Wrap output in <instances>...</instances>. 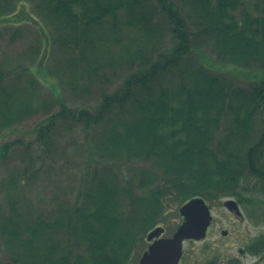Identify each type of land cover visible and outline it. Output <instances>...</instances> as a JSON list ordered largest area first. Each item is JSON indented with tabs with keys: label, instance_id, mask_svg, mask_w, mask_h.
I'll list each match as a JSON object with an SVG mask.
<instances>
[{
	"label": "trees",
	"instance_id": "16d2710c",
	"mask_svg": "<svg viewBox=\"0 0 264 264\" xmlns=\"http://www.w3.org/2000/svg\"><path fill=\"white\" fill-rule=\"evenodd\" d=\"M0 20L46 25L32 60L53 58L59 93L34 105L40 78L14 94L0 70V130L58 102L35 127L45 153L63 122L98 134L88 145L93 171L57 207L29 194L33 165L0 180V264H129L167 203L233 196L264 205V79L240 85L202 49L223 64L264 68V0H0ZM117 66L115 86L107 75ZM63 89H100V99L72 107ZM18 144L3 142L0 159Z\"/></svg>",
	"mask_w": 264,
	"mask_h": 264
},
{
	"label": "rangeland",
	"instance_id": "374dc122",
	"mask_svg": "<svg viewBox=\"0 0 264 264\" xmlns=\"http://www.w3.org/2000/svg\"><path fill=\"white\" fill-rule=\"evenodd\" d=\"M251 1L252 3H257L259 0ZM36 17L39 18L37 15ZM40 24V21L39 24L35 25L28 20L22 23L0 20V70L6 73L7 76L6 80L2 83V87L4 90H9L14 94L19 89L22 91L23 87L28 88L30 91L31 86L28 80L33 75H37L47 87L43 85L39 91L38 89L36 90L38 93L31 95L34 105L54 101L59 96L54 87L56 81L55 74L52 75L50 73L49 75L47 71V69L49 70L51 66L55 65L53 58L49 59L45 56L43 59L39 57L36 62L32 60V49L35 43L40 41L38 39L40 37L37 34L40 27L45 32H49L44 23ZM202 49L205 50V61L209 66L236 78L240 85L249 86L251 83L253 84L264 79L263 67L258 65L238 67L231 64H223L219 62L216 55L210 49L205 46ZM39 61H41V64H39ZM117 67L118 73L116 76L107 75L114 82L115 86L122 72L120 67ZM98 86H106L105 81L98 83ZM63 91L65 94L63 93L62 95H64L65 100L72 107L79 106L81 103L89 100L95 102L100 99V89H96L93 95L90 94L91 96H80L72 91H67V89H63ZM15 97L20 98L24 96L20 92ZM59 109L60 105L56 102L49 112L42 111L41 113L33 114L10 127L0 130V145L5 141L14 139H19L22 143L13 147L7 158L0 159V180L8 177L10 172L23 169L25 166L32 167L31 165H33L32 168H36L38 173L34 177V183L29 188V194L31 193V197L33 196V198L48 207H57L66 197H72V199L75 197L80 176L94 169L93 162L88 164V170L85 168L89 162L87 159L89 153L88 145L90 146L94 142L95 137L92 136L98 135L94 128L91 129L87 136L85 125L73 121L63 122L65 124L62 125L59 135L54 140V144L57 145L56 150L45 153L42 150L43 148L36 142L37 131L35 127L48 122L45 119L47 114L57 112ZM222 205L223 201H219L217 204L219 209L216 213L218 215L224 211ZM258 206L261 207V213L259 219L256 218L254 222L250 219L237 221L233 217H231V222L225 221V227L231 229L233 233L227 238L220 237L219 231L212 234L207 240L210 243V253L220 255L221 257L236 254L239 246L243 244V241H239L238 235L243 234L245 242L249 233H264V205ZM167 208L170 221L172 225L176 226L180 219L179 211L172 207V205ZM241 210L243 211L242 208ZM247 229H249V233H247ZM206 242L201 241L188 247L190 261L187 263L192 264L205 257V253L208 251L205 246ZM146 247L147 243L144 244L141 251L135 254L129 264H138Z\"/></svg>",
	"mask_w": 264,
	"mask_h": 264
},
{
	"label": "flooded vegetation",
	"instance_id": "af4514ba",
	"mask_svg": "<svg viewBox=\"0 0 264 264\" xmlns=\"http://www.w3.org/2000/svg\"><path fill=\"white\" fill-rule=\"evenodd\" d=\"M218 202L210 203L213 219L207 230L206 238L202 240L189 239L185 241L183 255L180 259L179 264H189L187 263L189 260L188 255V247H190L194 243L198 242H206L209 237L214 234L216 231H219L220 237L227 238L229 237L233 231L229 228H226L224 225L225 221L231 222V217L236 219L237 221H244L245 219H250L256 221L255 212L260 211L261 209L257 208H244L241 205L243 211L237 208H231L226 205L225 199L223 201V209L224 211L219 215L216 211L219 209L217 206ZM183 218L180 216V223ZM165 231L161 236H170L173 233L171 225L169 223L164 224ZM247 233H249V229H247ZM244 235H238L239 241H243V244L239 246L236 254L227 255L225 257H221L220 255H214L210 253V243L207 241L205 246L207 247V252L205 253V257L201 260H197L192 264H264V233L254 234L249 233L247 240L244 242ZM225 244V242H223Z\"/></svg>",
	"mask_w": 264,
	"mask_h": 264
},
{
	"label": "water",
	"instance_id": "95a60500",
	"mask_svg": "<svg viewBox=\"0 0 264 264\" xmlns=\"http://www.w3.org/2000/svg\"><path fill=\"white\" fill-rule=\"evenodd\" d=\"M230 203L236 204V201L229 200L228 204ZM180 211L185 220L173 236L155 241V235L164 230L162 227L154 228L148 233L147 239L153 242L142 255L140 264H178L184 240L200 239L206 235L212 216L204 198H192L181 206Z\"/></svg>",
	"mask_w": 264,
	"mask_h": 264
}]
</instances>
